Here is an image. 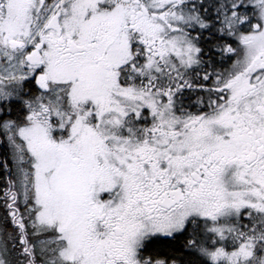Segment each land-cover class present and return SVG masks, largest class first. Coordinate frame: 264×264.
<instances>
[{
  "label": "snow or ice",
  "instance_id": "6c2138e0",
  "mask_svg": "<svg viewBox=\"0 0 264 264\" xmlns=\"http://www.w3.org/2000/svg\"><path fill=\"white\" fill-rule=\"evenodd\" d=\"M0 264H264V0H0Z\"/></svg>",
  "mask_w": 264,
  "mask_h": 264
}]
</instances>
